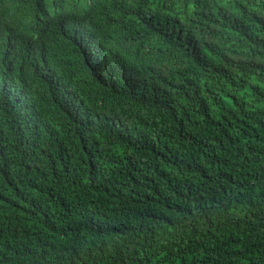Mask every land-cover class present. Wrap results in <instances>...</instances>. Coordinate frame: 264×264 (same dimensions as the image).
Segmentation results:
<instances>
[{"label":"trees","instance_id":"1","mask_svg":"<svg viewBox=\"0 0 264 264\" xmlns=\"http://www.w3.org/2000/svg\"><path fill=\"white\" fill-rule=\"evenodd\" d=\"M0 264H264V0H0Z\"/></svg>","mask_w":264,"mask_h":264}]
</instances>
